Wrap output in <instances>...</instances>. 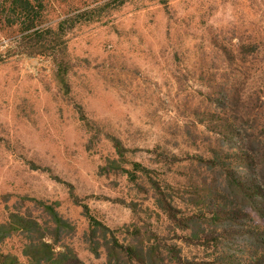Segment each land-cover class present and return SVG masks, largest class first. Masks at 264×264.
I'll list each match as a JSON object with an SVG mask.
<instances>
[{"label": "rangeland", "instance_id": "1", "mask_svg": "<svg viewBox=\"0 0 264 264\" xmlns=\"http://www.w3.org/2000/svg\"><path fill=\"white\" fill-rule=\"evenodd\" d=\"M39 2L0 0V264L262 255L264 0Z\"/></svg>", "mask_w": 264, "mask_h": 264}, {"label": "trees", "instance_id": "2", "mask_svg": "<svg viewBox=\"0 0 264 264\" xmlns=\"http://www.w3.org/2000/svg\"><path fill=\"white\" fill-rule=\"evenodd\" d=\"M10 4V11L12 15H14V19L18 21L23 27V31H33L35 32H43V28H41V20L42 15L39 11H37V6L40 7L42 4L39 2L34 5L33 0H7ZM36 2L39 0H35ZM77 18H70L63 22H61L55 31L49 29L50 33L55 32L56 35H64L68 29H71L75 26ZM66 23H69V26H66ZM42 30V31H41ZM45 31V30H44ZM90 220L94 221V218L90 216ZM1 257V256H0ZM245 264H264V253L262 255H256V257L251 258L249 262H245Z\"/></svg>", "mask_w": 264, "mask_h": 264}]
</instances>
